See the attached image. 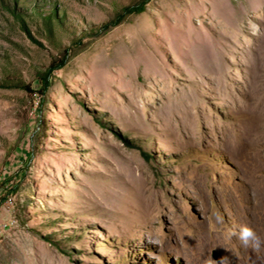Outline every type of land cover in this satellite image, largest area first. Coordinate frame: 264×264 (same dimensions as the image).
Segmentation results:
<instances>
[{
	"label": "rangeland",
	"instance_id": "obj_1",
	"mask_svg": "<svg viewBox=\"0 0 264 264\" xmlns=\"http://www.w3.org/2000/svg\"><path fill=\"white\" fill-rule=\"evenodd\" d=\"M241 225L264 240V0L0 1V264H264Z\"/></svg>",
	"mask_w": 264,
	"mask_h": 264
},
{
	"label": "clouds",
	"instance_id": "obj_2",
	"mask_svg": "<svg viewBox=\"0 0 264 264\" xmlns=\"http://www.w3.org/2000/svg\"><path fill=\"white\" fill-rule=\"evenodd\" d=\"M215 222L222 225L224 224V219L222 216L217 214ZM227 235L229 239L236 236L243 247L251 248L255 252H260L262 246H264V240H262L257 232L248 225H241L238 231L236 229L229 228Z\"/></svg>",
	"mask_w": 264,
	"mask_h": 264
},
{
	"label": "trees",
	"instance_id": "obj_3",
	"mask_svg": "<svg viewBox=\"0 0 264 264\" xmlns=\"http://www.w3.org/2000/svg\"><path fill=\"white\" fill-rule=\"evenodd\" d=\"M1 2H4V0H0ZM16 1V0H14ZM127 11L129 12H140L141 11V8L139 6H136V7H130V8H127L126 9ZM19 17V15H16ZM50 16L49 17H46V19L48 20V22H50ZM118 21L115 20L113 22V24H117ZM65 58L64 56L62 57V59L59 61L60 63L55 66L54 65V62L52 63V65L50 66V68L40 77V81H41V84H42V90L41 92L44 93L46 91V88L49 86V82H48V77L50 75V73L53 71V70H57V69H60L63 65H64V61ZM25 90H28V87H23ZM43 95V94H42Z\"/></svg>",
	"mask_w": 264,
	"mask_h": 264
},
{
	"label": "water",
	"instance_id": "obj_4",
	"mask_svg": "<svg viewBox=\"0 0 264 264\" xmlns=\"http://www.w3.org/2000/svg\"><path fill=\"white\" fill-rule=\"evenodd\" d=\"M213 258H216V255H215V253H213Z\"/></svg>",
	"mask_w": 264,
	"mask_h": 264
}]
</instances>
